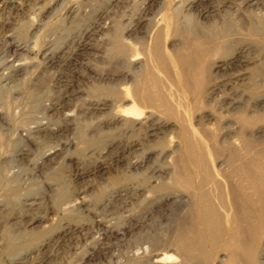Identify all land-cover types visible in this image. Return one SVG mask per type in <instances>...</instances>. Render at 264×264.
Returning <instances> with one entry per match:
<instances>
[{
    "label": "bare ground",
    "instance_id": "1",
    "mask_svg": "<svg viewBox=\"0 0 264 264\" xmlns=\"http://www.w3.org/2000/svg\"><path fill=\"white\" fill-rule=\"evenodd\" d=\"M21 1L0 0V12H19L22 10ZM79 1L76 4L83 5ZM209 1L162 0L159 10H153L155 1L152 0L84 2L91 7L95 24L93 22V27L82 32L79 42L75 41L74 52L90 48V38L103 33L106 22H111L114 8L120 3V25L115 26L112 20L115 27L112 48L117 58L120 57V63L114 61L120 64V71L107 73L106 69L88 68L93 90L90 91L91 96H87L85 111L89 118L95 119L96 122L92 124L98 137L91 140L92 137L84 138L81 133V138H84L81 142L85 148L93 147L103 142L104 128L113 126L120 129L123 138H120V168L125 166L126 174L120 178L112 177L113 185L120 184V189L108 192L99 199V207L88 211L91 217L85 220L86 224L80 220L87 217L83 216L85 200L80 199L77 205L74 196H70L71 199L60 204L57 209L58 222L66 220L64 224L56 227V219L53 217V221L46 215L48 210H44L42 218L38 220L49 222L47 230L28 229L34 221L30 218L22 221L21 213L9 217L4 216L8 212L3 213L6 240L1 254L15 256L25 250L40 253L52 245L44 241H47L46 233L52 231H58L56 240L61 241L69 235L80 233L84 236L87 234L93 244H100L101 240L113 234L121 235L141 227L142 218L155 211L156 206L172 201L174 208L172 213H165L169 223L165 225L163 235L159 232L136 235L134 238H138L139 244L133 248L130 245L125 259L127 264H264V128L254 126L264 122V113L260 114L258 110L250 115L248 111L252 99L256 101L252 105L254 108L264 105V62L245 75L241 70L244 62L240 58L250 48L245 49V52L243 49L235 53L231 51V37L235 29L227 24L212 27L202 34L203 40L196 38L201 24L191 21L190 12L198 11L199 5ZM257 1L243 2L244 5L257 7ZM100 5L103 6L100 8ZM161 9L169 14L162 13L163 17L158 19L157 14L160 11L161 15ZM66 10V15L73 14L75 7ZM199 13L201 16L208 15L211 9L199 10ZM38 23L31 22L28 31L36 32V28L40 27ZM4 24L6 22L0 23L1 29ZM108 26L113 28L110 24ZM240 26L237 27L241 29ZM254 31L256 43L263 45L264 31L259 32L258 28ZM217 36L220 38L218 41L215 39ZM16 39L8 34L0 36V97L3 100L0 105L1 156L9 153L10 142L5 141V137H10L8 135H11L10 140L14 137L15 141L32 143L38 138L54 140L60 134L74 130L70 128V123L52 127L48 123L31 122L35 124L33 131L28 128L31 118L21 106L28 98L38 99L40 93L37 95L36 86L42 76L40 74L35 79L34 75L32 79L35 81L25 85V77L33 73L30 68H34V65L30 64L32 61L21 62L19 57L25 54L32 41L29 38L23 42ZM51 44L48 41V46ZM51 56L45 59L47 67L56 60L53 61L55 57ZM245 80L247 83H243ZM241 87L242 94H236L234 89ZM20 130H24L27 135L22 137ZM19 155L24 157L23 153ZM104 157L98 159L92 169L81 170L76 177L80 179L104 171L107 168ZM11 158L0 160L1 170L6 168L5 174L1 173L0 183L4 185L2 191L7 195L18 196L24 190L17 177L21 169L17 172L9 169ZM153 160L159 164L149 166ZM38 164L33 165L34 169L39 167ZM139 175L148 184L145 189L138 185H126L137 180ZM142 189L143 192H139ZM148 192L150 196L146 195ZM34 204L38 206L33 200L26 205L30 207ZM134 206L141 208L140 215L128 217V224L121 223L122 219L119 223L114 216L118 211L116 209L119 207L120 211L126 213ZM17 224L19 227L14 230ZM117 224L122 227L120 232L115 229ZM49 241L53 242V239ZM169 250L175 252L176 256L166 252ZM159 251H162L161 254H158ZM4 261L0 258V264H4Z\"/></svg>",
    "mask_w": 264,
    "mask_h": 264
},
{
    "label": "rangeland",
    "instance_id": "2",
    "mask_svg": "<svg viewBox=\"0 0 264 264\" xmlns=\"http://www.w3.org/2000/svg\"><path fill=\"white\" fill-rule=\"evenodd\" d=\"M77 1L78 0H70V1L22 0L20 6L22 10H20L19 12H15V11L0 12V16H1L0 23H2V21L3 23L6 22V24H4L5 26H3L2 29L0 28V36L2 34H8L9 36L11 35V38L14 37L15 40H17L16 39L17 37L22 42L24 40H27L28 38L31 39L32 41V43H29L28 50L24 52L25 54L22 55V57L21 56L19 57L21 59L20 60L21 62L30 63L32 61L30 64L34 65L33 66L34 68H30V70L32 69L33 73L27 74L26 77L24 76L26 78L25 85L28 84L30 85L32 81H35L38 75L41 74L40 76H42L41 79L38 80V82L42 83L43 85L37 83L38 85L36 86L37 95L40 93L37 96L38 99L34 100L36 98L33 99L28 98L23 101V104L21 106L23 109H26L24 113L26 115H29L31 118V120L29 121L30 123L28 125V128H30V130L33 131V127L35 125L33 123L42 122V124L44 125L45 123L46 124L48 123V125L51 124L50 126L52 127L53 126L62 127L65 126L66 123L67 124L70 123L72 126L70 128L74 129L64 132L60 134L57 138H53L54 140L50 139V141L47 140V138L46 139L41 138V140L40 138H38L36 140V142L38 141V143L34 141H33L34 143L33 142L31 143V141L30 142L27 141L26 143L25 141L18 142L15 141L13 135H12L13 137L12 140L9 139L11 135H8L10 136L8 139L5 137L6 139L5 141L10 142L8 146L10 148V149L8 148L9 149L8 154L10 155L8 154L4 156L0 155V160L3 161L4 159H7L8 157L10 158L12 156L11 159L14 160L13 161L9 160L8 163L9 169H11L13 172L14 171L17 172L16 170L21 169L20 172L22 174L21 173L18 174L17 177L19 178L20 187L24 190L18 196L7 195L4 191H2L4 185L1 182L0 183L1 184L0 213L3 216L7 212L8 213L10 212L9 214L7 213L8 215L7 214L4 215L5 217L6 216L9 217V215L15 216L17 214L16 216H18L23 214L21 215L23 216L22 221H26L28 218H30V220L32 219L34 222L32 225H30V227H28V229L32 228V231H39L41 228H42L41 230H47V226L49 222L46 221L39 222L38 220L42 218L43 216L42 214H44V210H48L46 213L48 217H51L52 220L53 217L54 220L56 219V221L53 220L56 223V227L58 224H62V223L64 224L66 220H62L58 222L59 217L57 216V209L60 206V204L71 199L72 196H74L73 198L75 197L77 198V200L75 201V204L77 203V205H79L78 201H80V199L85 200L84 206H82L85 209L83 210L84 211L83 216H87V217L80 218V220L82 219L81 221H83V224H86L85 220L91 217V214L88 211L93 210L95 207H99L98 205L100 204L99 199L104 194L105 195L108 194V192L120 189V184L116 186L113 185L111 181L112 177L120 178V176L126 174L125 166H123L124 171L122 170L123 167L120 168V157H119L120 141L121 139H123L121 137L122 135L120 134V129H116V127L113 126H112L113 129L111 127H108L107 128L108 130L104 128L103 136H105V138L103 139V142L93 147L85 148V146L81 142L85 138V136L92 137L91 140H96L98 137V134H96L97 130L95 129V126H93L92 124L94 123L95 119L89 118V115L85 111V106H86L85 102L91 96L90 91L93 90V84H92L93 82L90 79V74L88 73L89 72L88 70L92 68L93 69L96 68L98 70L106 69L107 73H111L113 71L115 72L120 71V64H119L120 57L117 58L118 55L115 53L114 49L112 48L113 47L112 39L114 38L113 37L114 35H112V33L114 34L113 30L115 28L113 26L112 20L116 23L115 26L120 25V16H119L120 3L117 5L118 7L116 6L114 8L116 13L114 12V14H112L111 22L109 20L108 22H106L107 23L106 28H104V30L102 31L103 33L105 32V34L97 33L94 37L90 38L89 40L90 48L88 50L81 52L80 51L74 52L76 43L80 41L79 38L81 37L82 32L86 28L88 29V27L89 28L91 26L93 27L95 24L94 18L92 17L91 14L92 13L91 7H89L88 4H84L86 0H80L83 2L82 3L83 5H80V3L76 4ZM152 1H155L153 10H159L160 9L159 2L162 0H152ZM243 1L244 0H210L205 4L203 3L199 5L197 9L198 11L194 10V12H190V13L192 15L191 21L196 22L197 25L199 23L201 24L198 26L199 29H197L198 36L196 35V38H199L201 40L204 39L202 38V34L207 32L209 29H211L214 26L215 27L219 25L221 26L222 23L229 25L230 27H232V29L233 28L235 29L234 35L231 37V43H232L231 51H234L235 53V51L237 52L240 49H243L245 52L246 51L245 49L250 48L247 49L246 51L247 54L245 53L246 56L242 55V58H240V60L244 62V64H242L243 66L241 67V70H243V72H245V75H247L251 70H254L258 65H260L261 62H264L263 59L264 44L263 45L257 44L256 43L257 39L255 38V34L253 33L255 28H258L259 32L264 31V18H263L264 0L257 1L258 8L256 6L250 7L248 6L249 4L244 5L245 3ZM48 3L49 5H47ZM76 6H78V9H76ZM96 6L98 8L99 3ZM102 6L103 5H100V8ZM42 7L44 8L42 9ZM74 7H75V12H74L75 14L68 13L66 15L67 13L66 9L67 8L74 9ZM208 8L211 9V13H209L208 15L201 16L199 10L201 12ZM161 10L164 11V12L161 11V15H162V13L163 14L165 13V9L164 10L161 9ZM166 13L169 14V12ZM159 14L160 11L157 14V16H159L157 17L158 19L163 17V15L161 16ZM39 19L40 20L42 19V22ZM32 20L36 23L39 22L38 24L40 25V27L38 26L36 28V32L35 30L32 31L33 33L28 31V26L31 22H33ZM109 24L110 26H113V28L109 27L108 26ZM237 26H240L242 28L240 29ZM22 28L23 31H21ZM108 31L110 33H107ZM33 34L36 35H34L33 37ZM31 36L33 38H31ZM215 39L217 41L220 40L218 36ZM48 41L52 42L50 46H48ZM34 43H36V45H34ZM242 45H247V47L246 46L244 47ZM0 48H1V44H0ZM50 52L55 57L53 61L55 59L58 61L55 60L52 66L50 65L49 67H47L48 65L45 59L47 60L48 58H50L51 56ZM62 52L63 54H61ZM77 54L79 57L77 56ZM22 59L24 61H22ZM114 60H116L119 63L117 64V62ZM68 63L70 65L67 66L66 64ZM111 64L112 65L115 64V65L111 67L112 66ZM245 64H248V66ZM42 67L44 70H42ZM33 76L35 77V79H32L34 78ZM243 83H247V81L245 80ZM38 87L40 88L39 90ZM242 90L243 87L237 88L236 90L234 89V92L236 94L240 93L239 95H241ZM66 95L67 97H65ZM2 101L3 100L0 97V105L2 104ZM249 102L250 103L252 102L250 105L251 107L248 108V111L250 110L249 111L250 115H253L258 110H260L258 111L260 114L264 113V107H263L264 105L262 107L258 106L254 108L252 105H254L256 101L252 99V101ZM44 108L46 110L43 111ZM82 108L84 110H82ZM40 111L42 112L40 113ZM43 114L45 115L43 116ZM198 116L199 115H197L195 119H197ZM107 118H109V115L107 116ZM92 119L94 120L91 121ZM65 120H67V122ZM71 122L73 124L77 123L76 127L75 126L73 127V124ZM254 126L264 128V122L258 124L256 123ZM20 131L22 132V133L20 132L22 137L23 136L25 137L27 135L24 130H20ZM81 133H83L84 136L83 139L81 138ZM19 152L23 153L24 157L23 156L21 157L19 155L20 154ZM103 156H105L104 158H106L104 164L106 163L105 166L107 168H105L104 171H101L100 172L101 174L96 173L94 175L88 177L85 176L80 179L76 177L78 173L92 169L94 163ZM18 158L20 160H18ZM38 163H40L41 166L42 164L44 165L42 169ZM34 164H38L39 167L37 169H34L33 166ZM158 164H159L158 162L153 160L149 163V166L152 165L156 166ZM3 168L1 170L0 167L1 170L0 178H2L1 173H4V170H6L5 167ZM36 170H39L40 174ZM109 175L111 178L109 177ZM143 180H142V176L139 175L137 176V180H133L132 182L126 183V185H132V186L138 185L137 187L145 189V187H147L148 184L146 183V181ZM139 192H143V189L140 190ZM146 195L150 196L149 192L146 193ZM32 200L35 203H37L38 206L34 204L33 206L29 207L28 205L29 203L32 202ZM171 202L172 201H169L166 203V205H162L160 207H158L159 205L156 206L157 209L154 208L155 211H153L150 215H148L146 217L147 219L145 217L144 218L141 217L143 219L141 222V227H137L138 229L139 228L141 229L138 230L136 228L134 230H131L130 232H125L126 235L113 234L107 237L106 239L104 238L103 240H101L99 242L100 244H93L92 241L90 240V237L87 234L84 236V234L82 235L80 233L75 235H69L65 237V239H61V241L56 240L55 238L56 236H58V231H52L46 233L45 239H47V241L44 240L45 242H49V244L52 245H49V247L44 248L45 250H42V252H40L41 254L37 253L36 251L32 252V250L31 251L29 250L30 251L29 252L28 250H25L19 253L18 255L7 256V257L3 253L1 254L2 249L5 245L6 235L3 229L5 226V222H4L5 218L3 216L2 219V216H0V242L3 243L0 244V248H1L0 258H2V260H5L4 264L5 263L15 264L16 262H17L16 264L18 263L22 264L23 261L24 264H38V263L39 264H122V263L127 264L125 259L128 255L129 249H131V246L133 248L135 244L136 246L139 244L138 238H134L136 237V235L147 234V233L151 234L158 232L161 234L163 232V229L168 225L169 218H167V215L170 212L172 213L173 211L172 209L174 208V203L171 204ZM86 204L89 206H86ZM119 207L116 209L118 210L116 215H114L118 219L119 223L121 222L122 219L121 223L128 224L127 221L129 219L128 217L131 216L136 217V215L138 217L140 215L141 208L139 207H136L137 209L135 208V206L131 207L130 211L126 213L122 212L123 210L120 211ZM162 211H165L164 214H162ZM114 212L116 211L114 210ZM125 215L127 216L126 218H124ZM13 227L15 226L13 225ZM18 227L19 224H17L14 230H17ZM120 227L121 225L117 224L115 229H117V231L120 232L119 230ZM117 231L115 230V232ZM161 235H163V233ZM49 239L51 240L53 239V242H50ZM161 252L162 251H159L158 254H161ZM166 252L176 256L175 252L171 250ZM134 264H141V263H134Z\"/></svg>",
    "mask_w": 264,
    "mask_h": 264
}]
</instances>
